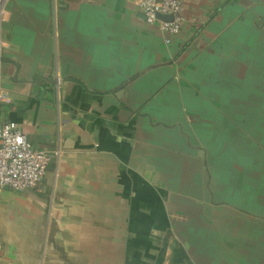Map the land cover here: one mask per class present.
Returning a JSON list of instances; mask_svg holds the SVG:
<instances>
[{"label":"crops","instance_id":"0c3cea01","mask_svg":"<svg viewBox=\"0 0 264 264\" xmlns=\"http://www.w3.org/2000/svg\"><path fill=\"white\" fill-rule=\"evenodd\" d=\"M136 1L4 0L0 126L49 164L0 190V264H264V0H182L174 35Z\"/></svg>","mask_w":264,"mask_h":264},{"label":"built area","instance_id":"2783aa9c","mask_svg":"<svg viewBox=\"0 0 264 264\" xmlns=\"http://www.w3.org/2000/svg\"><path fill=\"white\" fill-rule=\"evenodd\" d=\"M3 4L4 0H0V23L5 21ZM135 5L147 24L157 22L161 32L167 35L179 32L183 23L182 0H137ZM157 14L172 19L160 21ZM48 164V155L34 149L17 124L9 122L0 126V190L23 192L36 189Z\"/></svg>","mask_w":264,"mask_h":264},{"label":"rangeland","instance_id":"374dc122","mask_svg":"<svg viewBox=\"0 0 264 264\" xmlns=\"http://www.w3.org/2000/svg\"><path fill=\"white\" fill-rule=\"evenodd\" d=\"M30 192H31L30 189L29 190H25L23 192H13L12 194H14L16 196V197H12L11 196L12 199L14 200L13 204H15L17 202L18 198L19 199L20 198H24L25 194H27V193L30 194ZM15 200H16V202H15ZM178 247L183 251V254H185L183 248H181L180 246L175 245V244L172 245V257H171V260H170L169 264H219V263L220 264H224V263L227 262V259H231L230 257L233 255L230 252L229 246L227 247L226 244H220L219 243V244H216V245L213 246V248L218 249V251H216V253L213 254V255H210V254L206 255L204 253H202V254L201 253H197L196 260L193 261V260H191L190 257H186L187 255L185 254L183 256H185L186 259H183V261L181 263H177V262H174L175 259H173V250L175 248H178ZM236 257H239V259L242 260L241 256H236Z\"/></svg>","mask_w":264,"mask_h":264},{"label":"trees","instance_id":"16d2710c","mask_svg":"<svg viewBox=\"0 0 264 264\" xmlns=\"http://www.w3.org/2000/svg\"><path fill=\"white\" fill-rule=\"evenodd\" d=\"M183 251L178 247L173 250V259H175L174 262L181 263L183 259H185V256H183ZM175 257V258H174Z\"/></svg>","mask_w":264,"mask_h":264},{"label":"water","instance_id":"95a60500","mask_svg":"<svg viewBox=\"0 0 264 264\" xmlns=\"http://www.w3.org/2000/svg\"><path fill=\"white\" fill-rule=\"evenodd\" d=\"M157 20L160 21H171L172 17L171 16H163V15H156Z\"/></svg>","mask_w":264,"mask_h":264}]
</instances>
